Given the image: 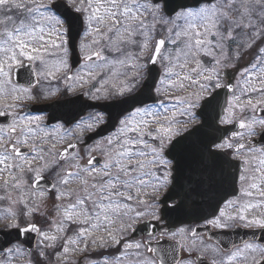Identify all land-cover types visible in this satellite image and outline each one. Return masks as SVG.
<instances>
[{"label":"flooded vegetation","instance_id":"1","mask_svg":"<svg viewBox=\"0 0 264 264\" xmlns=\"http://www.w3.org/2000/svg\"><path fill=\"white\" fill-rule=\"evenodd\" d=\"M3 15L0 13V19H3ZM55 15L63 26V35L59 41L62 46L56 50L55 47L45 45L48 51L41 52L44 58L43 63L40 60L29 61L24 57H19L18 63H12L10 68L5 67L9 73L7 79L10 82L3 85L5 92L0 94V112L5 113V115H0V128L6 130L15 122L18 133L20 129L24 130L19 138L27 139L28 144H21L19 147L24 156L30 160L37 155L31 148V145L35 144L37 148H44V152L40 155H44L49 163L54 159L60 160L64 172H78L86 165L89 158L93 160V166L100 169L106 159L107 141L118 132L122 126L121 121L128 118L131 113L120 120L116 131L102 137H95L93 135L98 128L108 119V113L97 105L99 102L120 99L137 92L146 83L149 62L146 64L143 60L132 76H120L116 81L113 77L111 79L113 73H110L108 69L102 70L96 67L102 64L100 60L85 59L92 55L91 52H81V61L76 68H73L71 55L68 51L65 52V49L67 50L65 21L57 14ZM18 23L19 19H17ZM7 27L12 28L13 25L9 24ZM3 30L4 25H0V32ZM227 49L231 50L229 60L235 59V61L233 60L230 65L228 63L227 67L219 70L216 80L211 82L208 79L206 84L213 91L232 84L231 105L237 95L238 87L246 84L251 88H260L264 86L261 83L264 81V76H248L252 72H245V69L248 71V67L256 60L254 49H243L240 52L244 54L240 58L235 57L233 53L241 49L237 43H228ZM61 60L66 62L67 67L60 63ZM49 72L52 75H49ZM5 79L0 76V81ZM100 80L105 83L101 84ZM120 81H124L122 86L125 90L130 88H126V84L132 85L133 88L130 91L115 94L114 83L118 84ZM13 88L17 91L12 92ZM164 89L161 71L153 87L155 100L137 108L152 111L154 115L150 117L161 115L164 106L174 103L171 98H164L166 93ZM68 100H71L69 113L61 110L59 106L60 102ZM36 107L43 109H36ZM262 108H264V102L256 108L253 106L251 112L246 111L231 122H225L226 113L222 119L223 125L229 126L242 121L245 125L251 124L252 126L251 128L244 127L239 131L229 130L221 140L214 142L201 140L200 138L205 135L198 133L185 137V132H180L166 145H163V159L170 163L166 169L165 167L157 169L168 171V182L154 190L152 179L151 184L148 183L145 186L149 188L151 194L141 190L137 199L126 202L131 205V202L136 201L140 207L139 211L148 214L142 221L156 222L155 229L159 230L155 234L134 236L136 227L130 232L127 231L128 228L115 229L122 235L121 237L116 236L120 241L119 244L113 243L111 239L102 247L99 246V242L90 244L86 251L78 255L74 254L67 262L61 256L62 237L57 239V245L44 249L43 264H89V261L103 264L104 259L108 260V264H256L257 261L263 264L264 226L250 223L253 219L264 220V195H261L264 192V171L257 170L264 169V164H261V161H264V124L261 123L264 121V112L260 111ZM46 109L53 112H57L58 109L60 113L57 112V115H63V117L48 123L50 111ZM36 117L40 119L37 121L34 119ZM89 124L92 125L91 128L87 127ZM29 128L32 132H28ZM15 135L13 134L14 137ZM178 139L180 141L176 144L173 155L183 154L182 157L186 161L185 164H179L177 167L179 170L176 171L174 161L167 158V150L174 142L173 140ZM70 144L75 145V148H71V152L61 159L60 153L69 148ZM160 144L161 141L158 145ZM244 144L250 145L241 147ZM53 145H55L54 148ZM226 145H231V147ZM50 148L52 149L51 155L48 154ZM43 163L44 161L34 162L32 167H41ZM69 165L79 167L69 169ZM59 170L53 167L42 169L40 173L50 178L55 185L52 191H47L46 188L39 189L46 195L47 201L56 197L58 190L62 189L63 185L58 184L56 176ZM64 172L61 174L63 175ZM24 176L27 180L35 177L27 169H25ZM241 176L244 177L243 180L240 179ZM173 184L175 188L168 196L169 201L165 207L170 209L180 202H187L190 221L175 228H169L166 222L161 220L162 200ZM252 184H256L257 187H251ZM74 185L76 188H72L70 183L67 189L78 191L81 187L78 181ZM249 192L251 195L246 194ZM249 205L254 207H248ZM128 215L119 220H126ZM241 216L245 218L241 219ZM49 226L50 224L46 231ZM130 242H133V247L125 248V245ZM136 244L140 245L138 249L135 247ZM245 244L256 246V250H248L243 257L229 260L232 253L238 248H243Z\"/></svg>","mask_w":264,"mask_h":264},{"label":"snow or ice","instance_id":"2","mask_svg":"<svg viewBox=\"0 0 264 264\" xmlns=\"http://www.w3.org/2000/svg\"><path fill=\"white\" fill-rule=\"evenodd\" d=\"M69 2L75 4V0H69ZM42 9L45 11H42ZM142 9L148 11L149 5L142 4L139 0H79V6L75 7V11L86 14L87 29L85 36H93L91 44H82V47L90 48L91 45L100 44L101 41H104L103 48L95 51L94 55L98 60L108 63L107 57L102 54L105 48L109 52L121 53L123 52L122 45H137L135 37L139 35L145 38V42L138 45L141 52H143L148 48L149 32L154 30L155 24L149 26L146 23V17L144 11H141ZM47 10V5L37 4L36 0H0V13L4 14L3 19H0V25H4V30L0 32V76L6 78L4 81H0V94L5 92L3 85L10 82L7 79L9 73L5 70L6 66L10 68L12 63H18L19 57H24L29 61L40 60L43 63L44 58L41 52L48 51L45 45L55 48L62 46L51 39L46 40V36L50 38L54 32L60 35L55 25L61 23L56 16L46 15ZM17 19H19L18 24ZM177 19H184L187 27L175 32L169 29L171 38L168 42L177 45L175 53L177 61H179L180 56H183V62L179 63V67L182 69L195 63L197 67L191 68L190 71L197 72V68L201 64L197 56L201 52H204L205 55L212 54L205 51L207 45L213 44V39H209V37L214 38V46L220 49L222 53L225 42L230 41L237 43L238 47L246 50L254 49L257 62L260 61L261 54H264V0H206L205 5L200 6L195 11L189 9L178 13ZM9 24H12L13 27L8 28L7 25ZM199 29H203V31ZM237 30L242 31L244 39L237 40L235 35ZM181 37H184V39H181ZM165 43V39L156 42L152 57L153 62L157 57H160L161 48ZM179 45H183V47L181 48ZM243 54L237 52V58H240ZM92 58V55L85 57L86 60H92ZM162 59L171 61L172 57L165 56ZM117 62L124 63L123 60ZM216 62L219 63V61ZM60 63L67 67L65 61L61 60ZM255 66V63L251 65V67ZM96 67L102 68L104 65H97ZM245 72H247V69H245ZM168 73H172L171 68L168 69ZM48 74L52 75L51 72ZM89 75H92V73H89ZM177 77L181 80H191V76L187 74L183 77L177 74ZM68 78L71 79V77ZM211 78V76L206 77L209 80ZM192 82L195 83L196 81ZM261 83L264 84V81ZM179 86L184 87L183 83H180ZM124 90L125 88H121V92ZM253 90L264 93V87L259 89L254 87ZM11 91L15 92L17 90L13 88ZM23 91L26 92L27 89H23ZM13 99H16V97H13ZM181 103H188L189 107H192L190 101L181 100ZM248 104L251 105L252 101L249 100ZM9 107H12V105H9ZM0 115H5V113L0 112ZM139 115L153 116L154 113L150 110L137 108L130 114L131 118L121 121L122 127L119 129L120 134L116 137L115 142L111 138L107 141L108 149L102 167L100 169L94 167L93 160L89 158L86 165L81 167L78 172H64L60 160L54 159L49 163L45 160L44 155H40L44 152V148H37L35 144L31 145V148L37 155L33 156L31 160L28 159L19 147L21 144H28L27 139L22 140L19 138L24 130L20 129L18 133L15 122L9 125L6 130L0 128V179L3 180L0 187L7 189L10 184L13 188L27 185L28 180L24 176L25 169H27L28 172L36 174L32 178V187L37 188L39 180L43 179L40 174L42 169L59 168L60 170L56 172L57 182L63 185L65 190H58L56 199H71L75 195L73 203L68 204L67 207L59 206L64 208V220L71 224L86 225L80 227L75 238H69L65 245H76L82 242L86 249L89 240H91L92 244L99 242V246L102 247L107 243L105 237L95 235L96 232L101 230L106 233L113 243L119 244L120 241L108 225L114 224L117 219L128 215L132 211L131 206L126 202L138 198L141 190L148 184L146 177H155L157 184L161 187L169 179L167 170L163 175L157 177L152 169L157 167H165L166 169L170 163L163 159L162 149L165 139H170L174 134L173 129L161 126L156 129L159 135L153 136L152 133L144 131V127H147L146 121L141 120L137 122L136 126H131L135 117ZM34 119L38 121L40 118L36 117ZM261 123L264 124V121H261ZM141 125L144 127H141ZM87 127L91 128L92 125L89 124ZM240 127L251 128V125L241 123ZM28 132H32V129L29 128ZM128 133H134L135 135L130 136ZM13 134H16L15 137ZM145 135L151 136L152 139L159 138L161 141L160 149L151 147L144 140ZM141 146L150 151H144ZM226 146L231 147V145ZM54 147L55 145H53ZM68 147L75 148V145L70 144ZM64 151L67 152V149ZM51 153L52 149L50 148L48 154L51 155ZM60 155L63 156L64 153H60ZM40 161H44L41 167H32L34 162ZM261 164H264V161H261ZM72 167L79 166H68L69 169ZM257 170L264 171V169ZM61 172H64V174L62 175ZM5 173H7V178H4ZM72 178L81 185L78 191L67 189V186L72 182ZM240 179L243 180L244 177L241 176ZM251 187L256 188L257 185L252 184ZM153 189H156V185H153ZM246 194L251 195L250 192ZM261 195H264V192ZM41 196H43V193H41ZM248 207L254 206L249 205ZM33 211H39V208H29L25 214L30 215ZM136 215L140 216L142 213L138 212ZM240 218L244 219L245 217L241 216ZM61 223L63 224V221ZM216 223L218 224V221ZM250 223L264 226V220L261 219H253ZM58 230L62 231L63 228L61 227ZM24 231H39V229L35 224H31ZM44 238L53 241L57 239L56 236H47L46 234ZM131 247H133L131 244L125 245V248ZM135 247L138 249L140 245L136 244ZM79 250L72 249V251ZM248 250L255 251L256 246L245 244L243 248H238L237 251L233 252L229 260L243 257ZM69 251L68 246L63 247L65 258ZM244 259H247V257H244ZM89 264H95V262L89 261ZM103 264H108V260L104 259ZM256 264H260V262L257 261Z\"/></svg>","mask_w":264,"mask_h":264},{"label":"rangeland","instance_id":"3","mask_svg":"<svg viewBox=\"0 0 264 264\" xmlns=\"http://www.w3.org/2000/svg\"><path fill=\"white\" fill-rule=\"evenodd\" d=\"M54 0H36L37 4H44L49 5ZM69 5H71L73 8L79 6V0H75V4L70 3L69 0H66ZM140 3L149 5V10L144 11L143 9L141 11H144V15L146 17V23L151 26L155 24V28L153 31L149 32V39L147 40L148 48L145 49L143 52H141V48L138 46L140 44H143L145 42V38L142 36H136L135 39L137 40V45H122L123 52L116 53V52H109L106 48L103 51V55L107 56L108 63H105L104 61V67L100 68L102 70L109 69L110 73H113L111 75L116 81L117 78L120 76H132L135 71L138 69L139 65L143 61L146 64L149 62V58H146V54L150 49V41L156 40L159 37H162L165 39L166 43L164 45V49L161 52L160 57H158V65L163 73V80H164V92L165 94L169 95V98H171L172 102L170 106H165L163 108V111L161 112V115H157L154 117H150L149 115H139L136 116L133 120V124L131 126H136L137 122L143 120L147 122V127H144L141 125V127H144L145 132L152 133L153 136H158L159 134L156 132V129L159 127L168 128L171 127L173 129V135L174 137L178 132L184 131L188 127H190L192 124L196 123V117H195V111L201 104V101L209 95L213 90L212 88H209V85L206 84V77L211 76L210 79L211 82L216 80L217 73L222 68L227 67V64L230 63L235 59L229 60L231 57L230 52L227 49V44L230 42H225V48L223 53L220 51V49L216 48L215 41H213L212 45H207L205 51L211 52V55H205L204 52H201L197 59L201 61L200 66L197 68V72L193 73L190 71L191 68L197 67L195 63L187 65L185 68H180L179 63H182L181 60L177 61L175 58L176 53V45H173L169 43V39L171 38L169 29H172L174 32V29L178 25V31L181 28H186L187 23L184 19H177V15L174 17L166 16L165 13L160 10L156 11L155 8L151 6L152 1L151 0H139ZM154 6V5H153ZM155 7V6H154ZM195 11V9L193 10ZM180 13V12H179ZM46 15L50 16H56L55 13H53L48 7V10L46 11ZM85 17V13H83ZM167 21V23H165ZM55 22L53 21V24ZM55 27L58 29L60 35H57L55 32L53 35L49 38L46 36L47 39H51L52 41H55L56 44H59V41L62 38L63 35V26L62 23L59 25H55ZM87 29V25L85 23V32ZM200 31H203V29H199ZM241 31V30H240ZM66 32V29H65ZM83 36V40L80 42L79 47L81 51H88V52H95L99 51L98 49L103 48L104 41H101L100 44H94L91 45L90 48H83L82 44H91V41L93 39V36ZM236 38L237 40L244 39L242 31L238 32ZM181 39H184V37H181ZM151 41V42H152ZM52 47V46H50ZM154 47V45H153ZM182 48V46H181ZM244 48L241 47V49H238L236 51H233L234 56L237 57V52L242 51ZM58 50V48H56ZM68 51V50H67ZM151 51V50H150ZM107 52V54H106ZM145 54V55H144ZM165 56H171V61L162 59V57ZM149 57V55H148ZM227 57V58H226ZM180 59V58H179ZM184 59V58H183ZM118 60H123L124 63H118ZM216 61H219L217 63ZM260 61L264 62V54H261ZM102 65V64H99ZM172 69V73H168V69ZM263 69L260 71H255V69L250 68L253 70V73H250L248 76L251 75H263L264 76V65L262 66ZM138 73V71L136 72ZM199 73V74H198ZM177 74H179L180 77H183L185 74L191 76V80H181L177 77ZM103 75V72H102ZM192 81H196L193 83ZM124 81H120L118 84L114 83V89L115 94L122 93L121 88H123ZM101 84H104L105 81L100 80ZM180 83H183L184 87L181 88L179 85ZM203 86V87H201ZM126 88L130 87L131 90L133 88L132 85L126 84ZM264 86H260L262 88ZM259 89V88H257ZM130 90H124V91H130ZM239 98V99H237ZM170 100V101H171ZM181 100H187L190 101L192 104V107H189L188 103H181ZM237 100V101H236ZM251 100L252 104L249 105L248 101ZM264 102V93L254 91L253 88L248 87V85L243 84L242 86L238 87L237 95L235 96V99L231 102V105L227 109V116L225 117V122H231L232 120L238 118L246 111H252L253 106L256 108L258 105L262 104ZM236 105V106H235ZM159 119H156V118ZM128 118H131L129 116ZM250 124V123H249ZM253 124V122H252ZM251 125V124H250ZM252 126V125H251ZM122 127V126H121ZM118 132L111 138L115 142L116 137L119 135ZM128 135H135L134 133H128ZM144 140L151 146L155 147L158 150L161 147V144L158 145L160 142V139H152L151 136L145 135ZM170 138V139H171ZM170 139H165L164 145H166ZM157 143V144H155ZM143 147V146H141ZM144 151H150L147 148H143ZM37 168V167H36ZM158 168V167H157ZM153 168L152 171L155 173V175L161 176L165 172L163 169H157ZM42 171V170H41ZM4 178H7V173H5ZM148 183L151 184V180L153 179V185H156L158 187L157 181L154 177L147 178ZM72 185V188H76L74 184L76 181L72 179V182H70ZM3 184V180L0 179V185ZM30 184V185H29ZM32 182H28L27 185H22L19 188H13L11 184L8 186L7 189L0 187V226H3V224H7L5 229H8L10 227H19L23 225H27L29 223H44V216H47L46 211L47 206L45 202V195L41 196V191H35L31 187ZM148 185V184H147ZM153 189V186H152ZM64 186H62V189L59 191H64ZM144 192H149V188H143ZM150 193V192H149ZM151 194V193H150ZM149 195V194H148ZM66 199V198H65ZM61 199V201L65 200ZM23 201V202H21ZM75 200H65L63 203L64 207H67L68 204L73 203ZM130 205V204H129ZM131 208L132 211L130 212V215H128V218H125L126 220L120 221L119 219L116 220V222L112 225H108L110 229L112 230L113 234L115 236L121 237L122 235L120 233H117L115 229H127L128 232L134 229V227L141 222L144 218L147 217L146 213H143V211H139L140 207L139 204L135 201L134 203L131 202ZM36 209L39 208V211H33L30 215H26L27 209ZM142 213V215L137 216L136 213ZM127 217V216H126ZM102 219V218H101ZM63 221V224L61 223ZM45 225V224H44ZM86 225H79V224H71L70 222L64 220V208L59 207V209L56 212V218H54V221L51 222L49 229L44 230V227H41L42 233L39 237L38 243H37V250L36 254L32 256V254L27 251L23 246L19 244H14L10 249L11 251H7L6 253L1 254L0 253V264H31V258L37 257L39 259L44 258V249L47 247H54V245H57V239H61L63 237V243L62 246H68L70 251L68 254L65 255L63 252L61 253V256L65 261H69L71 257L76 254H80L89 247L91 243V240L88 242V247L85 249L84 244L78 243L76 245L67 244L65 245V242L69 240V238H75L76 232L80 227H83ZM63 228V230H58L60 228ZM114 228V229H113ZM70 231L71 233H67L64 235L65 231ZM126 231V232H127ZM47 236H56L57 239L55 241L48 240L44 238V235ZM126 234V233H125ZM96 236L103 235L105 237V240L109 242V238L107 237L106 233L101 230L100 232L95 233ZM62 242V240H61ZM131 245H133V242H130ZM72 249H80L79 251H72ZM43 254V255H41ZM33 264V263H32Z\"/></svg>","mask_w":264,"mask_h":264},{"label":"water","instance_id":"4","mask_svg":"<svg viewBox=\"0 0 264 264\" xmlns=\"http://www.w3.org/2000/svg\"><path fill=\"white\" fill-rule=\"evenodd\" d=\"M156 2L163 1L164 8L168 15L174 14L180 8H186L189 6H196L201 2H206V0H155ZM53 8L59 12L62 16L67 19L68 23V35H69V45L72 50V60L75 62L78 60V46L77 41L83 30V20L79 14L73 12L68 6L63 2H57L53 5ZM152 66V65H151ZM154 71L151 67L150 75H153ZM152 78V76H151ZM144 90V89H143ZM144 92V91H142ZM138 93L130 98H127L122 101L112 102L108 106L102 107L104 110L110 113L109 122L104 126V129L101 131V134H105L108 131L115 128L118 119L120 116L139 104H144L152 99H147L150 94ZM228 92L219 91L214 96L208 98L203 102L202 107L198 111V115L202 118V123L196 126L192 132H208V133H219V131H225L219 126V121L221 119L224 107L226 105V96ZM143 95V96H140ZM147 95V96H146ZM119 111V112H117ZM217 137L212 136L211 140H216ZM172 150L169 151L171 157L175 160V170L178 171L179 164H185L183 154L172 155ZM43 181L42 179H40ZM180 207L188 208V203L183 201L180 204ZM185 221V220H183ZM182 223V222H181ZM149 223H144L139 226L138 232L142 229L149 227ZM29 227V226H28ZM26 227V228H28ZM37 227V226H36ZM25 228H16L11 231L0 232V250H6L11 243L14 241H20L28 249L35 248L36 239L39 231H24ZM38 229V227H37Z\"/></svg>","mask_w":264,"mask_h":264}]
</instances>
